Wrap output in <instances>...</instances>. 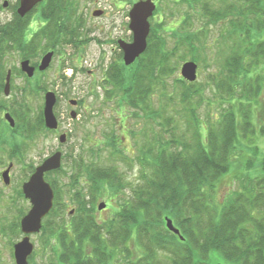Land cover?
<instances>
[{
  "label": "trees",
  "instance_id": "1",
  "mask_svg": "<svg viewBox=\"0 0 264 264\" xmlns=\"http://www.w3.org/2000/svg\"><path fill=\"white\" fill-rule=\"evenodd\" d=\"M181 1L189 3L192 18L186 13L171 31L152 26L146 51L130 66L112 63L104 78V98L114 100L115 111L127 112L128 120L142 123L141 140L135 143L140 152L138 180L125 183L118 162L130 166L132 156L116 151L115 134L106 135L115 153L108 163L72 160V184L64 189L72 205H77L75 214L65 212L69 207L62 201L59 180L47 177L55 191L54 206L45 219L50 223H44L55 240L47 264H115L116 258L119 264H264V156L259 157L258 146V134L264 137V116L256 119L255 115L264 92V0H223L215 10L206 0ZM46 8L42 15H49L50 21L38 29H68L65 20L76 14L61 9L64 6L58 2L51 10ZM15 14L9 22L0 19L1 61L12 49L21 48L23 54L33 49L24 37L31 29L30 20ZM188 16L199 18L201 28L187 26ZM221 21L227 22V28L214 42L221 45L220 61H213L216 71L197 87L196 81L177 75L180 63L192 60L212 66L200 50L213 34L207 27ZM169 32L175 42L170 49L165 36ZM72 35L85 37L78 41L80 48L92 40L89 29H74ZM172 77L176 89L167 82ZM169 87L174 95L162 93ZM209 87L218 93L221 108L209 111L205 120L199 112ZM172 105L173 116H168ZM180 119L183 128L177 126ZM32 124L33 120L28 127ZM247 151L253 157L248 158ZM237 155L245 158L241 187L225 203L217 204L212 196L216 184L231 171ZM56 172L64 173L63 168ZM87 181L93 184L90 193L84 192ZM100 185L110 188V202L118 206L107 222L99 221L90 206ZM16 198L25 199L22 190ZM26 209L20 208L11 225L18 234ZM166 217L180 235L167 228Z\"/></svg>",
  "mask_w": 264,
  "mask_h": 264
},
{
  "label": "rangeland",
  "instance_id": "2",
  "mask_svg": "<svg viewBox=\"0 0 264 264\" xmlns=\"http://www.w3.org/2000/svg\"><path fill=\"white\" fill-rule=\"evenodd\" d=\"M6 1L7 0H0V19L3 22H9L11 20L9 16L11 14L4 6V3ZM9 1L13 6V3H15L16 0ZM132 1L135 2L138 0H86V2L89 3L86 12V21H88L86 29H89L91 31V36L89 37H91L92 40H90L89 43L85 44L83 49H81L79 46L77 47V49L79 51L78 54H81L83 59H86L87 62H85L84 65L88 71L82 69L79 70L80 72H78L75 79V86L79 88V94L77 96H73V98H86L85 106L88 109L83 111L82 109L78 110V117L80 119L79 121L70 120V117L66 114V112H62L61 127L63 128V131L71 130V138L69 137V139L66 141L67 157L66 160H64V165L62 166L64 173L54 176L55 179L59 180L58 185H60L59 188L61 189L62 193V201L68 202L69 209L65 210V212L68 213L69 211H71V215L75 214V207H77V205H72V202H70V197L65 195L66 189H64V187H70L72 184V160L74 158H82L85 162L100 160L103 164L108 163L112 158V154L115 156V153L110 147L111 145H113V143L106 138V135H117L118 141L115 142V146L118 150L116 149V151H118V153H126L132 156V163L130 166L122 162H118L119 170L125 183H130L131 185H133L138 180L140 166L136 160L139 157L140 152L135 148V143L141 140L140 136L142 135V132H140V128L138 127H141L142 123L135 124V120L133 118L128 120L129 115L127 112L117 110L115 111L117 105L114 100L104 98V88L106 87V85L104 84V78L106 76L105 74L107 72V68L112 63L120 64L121 61H123V56H119L118 54V40L132 39V33L129 29V11L131 10ZM158 1L159 5L157 13L155 16L150 18L151 27L154 26L156 29L165 27V29L170 31L172 29H177L175 25H178L181 22L180 20L184 19L185 14L190 12V8L188 5L189 3L185 1L182 2L181 0ZM206 1L210 3L212 10L221 8L223 4V0ZM226 1H228V3H231L233 0ZM83 3H85V1H83ZM93 9L104 10L105 15H101L99 17L93 16ZM189 14L188 15L192 18V13ZM193 15H195V12H193ZM36 17L37 16H35V20ZM35 20L31 29H38L40 27L39 25H41L37 23V20ZM187 26H192L199 29L201 28L202 24L198 18L191 19V23ZM226 28V21H221L218 23V25L211 24L207 27V29L209 30L213 29V34L211 36L208 35V37L206 38L209 39V41H207L206 43L208 47L206 46L205 48L201 49L200 54L203 57L208 56L210 58L212 66L206 67L204 63H197L198 77L195 82L197 83V87L207 82L209 73L216 71L217 64L216 66H213V61H220V57L218 56V54L221 45H219L218 43L217 46V43L215 44L214 42H216V39L221 38L220 31ZM165 36L167 38L166 47L170 49L175 44L174 39L171 36V32L165 34ZM18 51L19 50L17 49H12L6 54L5 59L1 61L0 74H3L5 76L10 68L13 69L15 66L20 68V62L23 58V53ZM187 61L192 60H186L185 62ZM183 63L184 62L180 63L181 66L183 65ZM56 64L57 59H54L51 66L52 68L47 73L49 77H52ZM91 74H93L94 76H91ZM177 75L181 76L180 69L178 70ZM173 78L174 77H172V79L168 78L167 82L171 83V89H176L177 86L175 83H173ZM97 84H103L102 94L100 95V98L98 100L97 98L93 99L91 92V87L93 86V89H95V86ZM170 87L168 90L166 89V91H162V93H165L166 95H174L173 91L170 90ZM162 93L159 92L158 96L163 95ZM206 95V103L199 112L201 117L205 118V120L207 119V114H209V111L212 112V109L213 111H219L221 108L220 104L216 102L219 99V95L215 92L213 87H209L206 90ZM259 102L260 103L257 108H255V115L256 119H260L261 117L263 119L264 109H262L261 107H264V92L260 96ZM173 105L167 109L166 114L168 116H173L172 112L173 107L175 106ZM63 106L64 108L62 107V110L65 109V103L63 104ZM30 107L32 109L30 114H33V111L35 110V104L33 105V103H30ZM176 107L179 108L180 105H177ZM115 120H117V125ZM179 121L182 122H179L177 126L179 128H183L184 121L181 119ZM260 123L262 124L263 121L258 122V124ZM136 129H138V131H134ZM258 135L260 136L258 146L261 150L259 157H263L264 137H262L260 134ZM108 143L110 144L109 146H107ZM48 147L50 148L48 149ZM59 148V139L55 137L54 134H52L47 140L40 138L39 142H37L33 147H28L25 153L26 157L24 159V162L22 164L20 162L17 163L13 172V183L8 186L0 185V264H16L14 258V245L24 236L21 230V220L26 214L24 213L19 221V234L15 231L14 227H11V225L13 224V222H16L20 208H27L25 212L27 210L29 212L32 207L31 202L25 197L24 200H18L16 198L17 193L22 190L23 184L29 180L28 177L30 176V171L32 169H29V167H36L37 165H39L40 161L47 157L50 151L53 152ZM246 154L248 158L253 157L251 151H247ZM0 160L3 161L2 164L0 163V168H5L8 163L7 159L3 156H0ZM244 162V157L239 155L235 157V159L233 160L231 171L227 173L223 178H221V180L216 184L215 193L212 195L214 202H216L217 204L225 203L230 197V194L241 187V179L243 180V177L245 176L243 173L245 171ZM65 173L66 175H64ZM87 182L88 183L84 185V192L90 193L93 188V184L89 181ZM99 188H101L98 190L101 191V194H98V191L95 192L97 196H95V199L90 206H93V213L96 215L99 221L107 222L110 221V218L113 217L115 211L118 209V206L116 202H110L108 195V189L110 188L103 187L101 185L99 186ZM102 202H105L107 206L105 209L99 210V204ZM45 219L44 223H46L47 225V222L49 221L45 222ZM2 228L4 231H2ZM49 236L50 235L48 234L45 225L40 233L30 235L31 241L35 245L33 261H31V264H47L50 258L53 256V251L55 249V240L53 239L54 237L50 236V242L48 245L46 239L49 238ZM132 244L133 242L131 243V245ZM160 255L163 256L164 254H159V257ZM163 257L167 258L165 256ZM118 262V258H116L115 264H119Z\"/></svg>",
  "mask_w": 264,
  "mask_h": 264
},
{
  "label": "flooded vegetation",
  "instance_id": "3",
  "mask_svg": "<svg viewBox=\"0 0 264 264\" xmlns=\"http://www.w3.org/2000/svg\"><path fill=\"white\" fill-rule=\"evenodd\" d=\"M83 1H85V3H83ZM153 1L157 6V11L159 1ZM7 2L6 8L11 14L9 15L10 18L13 19L16 16L15 12H17L20 7V0H16L15 3H13V6L9 0H7ZM56 2H58V6H64V8L61 9L67 10V8H69L76 13L72 20H65L66 24H70L68 29H27L24 36L27 41L26 46L33 47L32 51L23 54L20 68L15 66V69L10 68L5 76L0 74V156L5 157L8 161L7 166L3 165L5 168H0V185L8 186L13 183L14 168L17 163L20 162L22 164L24 162L26 157L25 153L28 147H33L39 142L40 138L47 140L52 134L59 139L60 148L53 152L50 151L47 157L40 161L39 165L59 151L63 153L62 164H64V160H66L67 157L66 141L69 137L71 138V130L63 131V128L61 127L62 112H66L70 117V120L79 121L78 110L82 109L83 111L88 109L85 106L86 98H73V96L79 94V88L75 86V79L78 72H80L79 70H88L84 65L85 62H87L86 59H83L82 55L78 54L79 51L77 49L78 41H83L84 39L79 36L78 38H74L72 32H74V29H86L88 24V21H86V12L89 3H87L86 0H42L25 16L30 20V27L33 26L35 16H37V23L43 26L50 21L49 15H42L43 9L46 7H52ZM136 2L137 1H132L131 8ZM49 10H51V8ZM95 12H102L101 15H105L104 10L93 9L92 15L95 17H97ZM63 14L64 13H61V15ZM119 41L120 40H118V54L119 56L124 57V52L120 47ZM125 41L132 42V39ZM84 45H82L81 49H83ZM17 50H19L18 52H21V48ZM50 52L53 53V57L49 67L45 70H40V64L44 56ZM54 59H57V64L55 65L56 67L53 71L52 77H49L47 73L52 68L51 66ZM25 60H29L30 65L35 68L32 76H29L22 70V62ZM91 76L94 75L91 74ZM8 82L9 95H6L5 88ZM102 86L103 84H97L95 89H93V86L91 87L93 99L97 98L98 100L100 98V95L102 94ZM48 93L54 94L55 98L53 112L58 120V128L56 129L49 128L46 124L45 103ZM30 103H33V105L35 104L33 114H30L32 110ZM64 103L65 109L62 110V107L64 108ZM7 113L13 117L15 121L14 126H12L6 119ZM31 120H33L35 125L32 124L33 127L29 128L28 123H30ZM62 136L64 137V142L61 141ZM49 148L50 147H48V149ZM0 163L2 164L3 161L0 160ZM31 168L32 167H29V169ZM7 169H9V184H6L3 177V174ZM57 174L56 171H49L46 173V178L50 177L54 179V176Z\"/></svg>",
  "mask_w": 264,
  "mask_h": 264
},
{
  "label": "water",
  "instance_id": "4",
  "mask_svg": "<svg viewBox=\"0 0 264 264\" xmlns=\"http://www.w3.org/2000/svg\"><path fill=\"white\" fill-rule=\"evenodd\" d=\"M42 0H20L18 14L24 17ZM7 1L4 6H7ZM157 6L153 0H140L135 3L130 11V29L133 32V41L126 42L120 40L119 44L124 52V62L127 66L133 64L147 49L148 36L151 31L150 17L154 15ZM102 12H95L96 16H100ZM53 53L50 52L44 56L40 70L49 67L52 61ZM22 70L29 76L34 74L35 68L30 65L29 60L22 62ZM181 75L188 81L194 82L198 77V64L195 61H187L181 66ZM5 94L9 95V82L5 88ZM55 104L54 94L48 93L45 103V118L49 128H58V120L56 119L53 107ZM6 119L12 126L15 125L13 117L7 113ZM62 136L61 141L64 142ZM62 166V152H57L47 158L39 165L30 179L24 183L23 192L27 199L30 200L32 207L29 212L21 220V230L24 237L15 244L14 256L16 264H28L29 257L33 254L35 245L31 241L30 235L38 233L42 229L43 219L50 213L54 205L55 193L45 179V173L60 169ZM6 184H9V169L3 174ZM107 204L102 202L99 204V210L106 208ZM167 228L180 235V230L175 226L173 220L169 217L165 218ZM182 237V236H181Z\"/></svg>",
  "mask_w": 264,
  "mask_h": 264
}]
</instances>
